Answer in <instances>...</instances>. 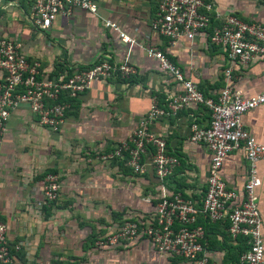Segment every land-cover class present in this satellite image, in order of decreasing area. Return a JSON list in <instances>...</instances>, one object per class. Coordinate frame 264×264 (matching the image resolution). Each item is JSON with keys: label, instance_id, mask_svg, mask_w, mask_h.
Segmentation results:
<instances>
[{"label": "crops", "instance_id": "crops-1", "mask_svg": "<svg viewBox=\"0 0 264 264\" xmlns=\"http://www.w3.org/2000/svg\"><path fill=\"white\" fill-rule=\"evenodd\" d=\"M5 5L9 0H2ZM219 17L233 14L243 21H262L264 0H209ZM97 17L74 11L57 17L45 30L28 19L27 7L0 9V36L20 42L27 61L43 69L85 70L102 58L126 61L135 75L126 80L100 81L70 101L58 132L38 125L27 108L18 107L6 121L0 144V217L7 226L11 245H19L13 264H197L158 255L139 238L111 249L94 243L114 232L127 218L147 219L163 193L175 190L201 197L206 180L208 152L187 142L189 125H204L200 107L180 110L175 116L158 117L150 131L165 141L179 167L165 180L154 175H134L122 159H100L125 141L138 119L148 110L151 97L163 103L176 91L168 77L146 57L144 47L167 56L204 94L216 97L223 82V52L208 43L207 28L192 42L179 39L174 45L150 30L155 0H95ZM102 20L118 25L135 45H127L102 26ZM233 87L252 95L264 87V63L255 61L246 69L233 67ZM244 128L264 144V105L243 116ZM59 176L56 201L42 203V177ZM246 173L241 152L228 155L222 167L227 187L240 189ZM261 184L256 190L261 212L264 248V160L257 166ZM147 200V201H145ZM203 246L206 264H239L245 239L230 238L226 219L207 223Z\"/></svg>", "mask_w": 264, "mask_h": 264}, {"label": "built area", "instance_id": "built-area-1", "mask_svg": "<svg viewBox=\"0 0 264 264\" xmlns=\"http://www.w3.org/2000/svg\"><path fill=\"white\" fill-rule=\"evenodd\" d=\"M155 2L150 30L170 45L182 38L192 42L203 30L210 29L206 35L208 43L218 47L225 57L224 82L216 97L206 95L165 54L153 47H144L146 57L155 62L157 70L168 77L176 91L167 94L161 104L155 96L151 97L147 112L138 119L126 140L100 159H122L132 174H151L158 181H165L180 162L167 151L164 139L153 134L149 127L158 117L175 116L180 110L200 107L207 120L204 125L190 123L187 142L202 145L208 152L205 188L198 199L182 191L163 193L150 217L124 219L114 232L94 245L105 250L142 238L158 255L206 264L204 227L197 219L201 217L207 223L226 219L227 235L232 239H245L239 264H264L262 217L256 195L261 184L257 166L264 160V144L243 126V116L264 105V87L258 93L244 95L232 84L233 67L246 69L255 61L264 63V18L247 22L233 14L219 17L209 0ZM2 3L0 0V9L25 5L28 19L40 30L47 29L59 16L70 17L74 11L97 17L95 0H9L5 5ZM102 21V26L117 39L129 46L135 45L118 25ZM55 69L57 72L53 73ZM133 75L135 69L126 61L115 62L109 58H102L80 71L43 69L38 62L27 61L19 41L0 36V144L6 121L16 108H27L38 125L56 133L70 101L97 82L126 80ZM236 151L243 154L246 162L245 180L240 189L227 187L222 177L224 162ZM41 192L43 205L56 201L60 192L59 176L45 173ZM18 250L19 245L9 243L7 226L0 217V264H13Z\"/></svg>", "mask_w": 264, "mask_h": 264}, {"label": "trees", "instance_id": "trees-1", "mask_svg": "<svg viewBox=\"0 0 264 264\" xmlns=\"http://www.w3.org/2000/svg\"><path fill=\"white\" fill-rule=\"evenodd\" d=\"M57 72V70L55 69L54 71H53V73H56ZM116 80H119V81H121L120 79H116ZM178 190H175V192H177ZM15 254V253H14Z\"/></svg>", "mask_w": 264, "mask_h": 264}]
</instances>
